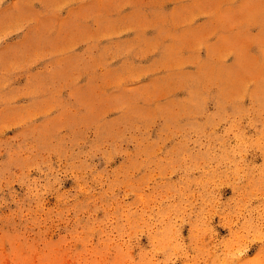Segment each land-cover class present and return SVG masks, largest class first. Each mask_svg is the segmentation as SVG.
<instances>
[{
  "label": "rangeland",
  "instance_id": "obj_1",
  "mask_svg": "<svg viewBox=\"0 0 264 264\" xmlns=\"http://www.w3.org/2000/svg\"><path fill=\"white\" fill-rule=\"evenodd\" d=\"M0 264H264V0H0Z\"/></svg>",
  "mask_w": 264,
  "mask_h": 264
}]
</instances>
